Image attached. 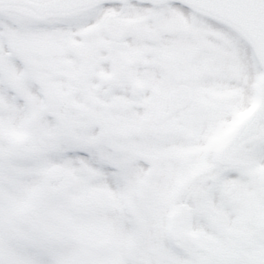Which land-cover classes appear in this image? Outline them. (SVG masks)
<instances>
[{
	"label": "snow or ice",
	"instance_id": "obj_1",
	"mask_svg": "<svg viewBox=\"0 0 264 264\" xmlns=\"http://www.w3.org/2000/svg\"><path fill=\"white\" fill-rule=\"evenodd\" d=\"M0 264H264V0H0Z\"/></svg>",
	"mask_w": 264,
	"mask_h": 264
}]
</instances>
